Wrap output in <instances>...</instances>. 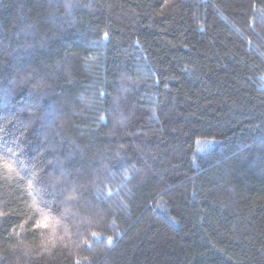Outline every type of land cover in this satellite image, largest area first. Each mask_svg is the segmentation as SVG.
<instances>
[{
  "label": "trees",
  "instance_id": "1",
  "mask_svg": "<svg viewBox=\"0 0 264 264\" xmlns=\"http://www.w3.org/2000/svg\"><path fill=\"white\" fill-rule=\"evenodd\" d=\"M77 261L264 264V0H0V264Z\"/></svg>",
  "mask_w": 264,
  "mask_h": 264
},
{
  "label": "snow or ice",
  "instance_id": "2",
  "mask_svg": "<svg viewBox=\"0 0 264 264\" xmlns=\"http://www.w3.org/2000/svg\"><path fill=\"white\" fill-rule=\"evenodd\" d=\"M3 167H4L5 169L9 170V171L12 170V165L9 164V163H7L6 161L4 162ZM74 191H75V190H74ZM73 198H74V196H69V199H73ZM44 226L47 227L46 224H45ZM91 235H92L93 238H95V239H97V240L100 239V237L98 236V234L95 233V232L91 233ZM106 240H107V242H108L109 244H111L113 238H112L111 236H108V237H106ZM77 264H80V262L77 261Z\"/></svg>",
  "mask_w": 264,
  "mask_h": 264
}]
</instances>
